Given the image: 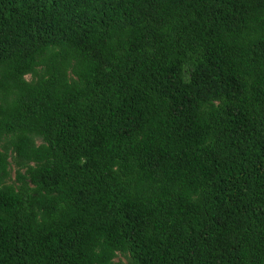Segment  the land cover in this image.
I'll return each instance as SVG.
<instances>
[{
    "label": "trees",
    "instance_id": "trees-1",
    "mask_svg": "<svg viewBox=\"0 0 264 264\" xmlns=\"http://www.w3.org/2000/svg\"><path fill=\"white\" fill-rule=\"evenodd\" d=\"M0 264H264V0H0Z\"/></svg>",
    "mask_w": 264,
    "mask_h": 264
},
{
    "label": "rangeland",
    "instance_id": "rangeland-1",
    "mask_svg": "<svg viewBox=\"0 0 264 264\" xmlns=\"http://www.w3.org/2000/svg\"><path fill=\"white\" fill-rule=\"evenodd\" d=\"M13 177H15V171L13 172Z\"/></svg>",
    "mask_w": 264,
    "mask_h": 264
}]
</instances>
